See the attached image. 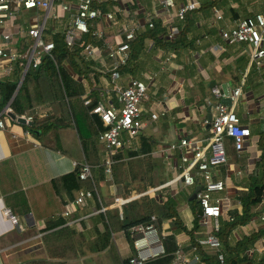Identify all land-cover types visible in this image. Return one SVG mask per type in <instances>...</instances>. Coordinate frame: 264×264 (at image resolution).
Returning <instances> with one entry per match:
<instances>
[{
  "label": "crops",
  "instance_id": "1",
  "mask_svg": "<svg viewBox=\"0 0 264 264\" xmlns=\"http://www.w3.org/2000/svg\"><path fill=\"white\" fill-rule=\"evenodd\" d=\"M68 1L71 6L69 13L64 16L62 14L61 18L55 21L46 18L42 10L27 11L18 13L7 29L10 33H16L19 27L29 29L34 24L43 25L41 39L45 43L52 42L53 36L63 34L71 23L66 20H71L76 6L74 0ZM110 1L107 13L114 12V20L99 19L87 24L88 31L91 29L92 35L101 41V46L86 45L82 54L92 63V69L99 74L102 92L98 103L118 107L114 92L116 87L125 88L131 80L147 85L141 104L144 127L140 135L154 143L151 152L154 162L153 190H148V193L150 199L158 204H163L168 199L175 203V210L184 229L172 227L171 220H168L162 223L161 234L158 235L173 238L176 247L174 253L180 250L187 254L195 245V241L203 237L205 231L200 225V217L197 216L199 208L196 209L195 215L188 204L190 193L186 194L175 180L181 170L179 154L166 151L165 147L176 144L182 137L201 140L207 136L208 121L211 120L214 104L212 89L219 88L222 91L225 87L230 91L242 85V93L234 105V112L240 124L250 130V136L244 142L241 152H236L230 140L225 139L227 163L217 167L214 174L215 179L223 181L225 187L214 196L223 198L227 195L234 202L233 210L239 214L241 207L236 197L246 190L248 176L256 172L255 165L261 156L259 142L264 136V66L256 70L255 66L249 63L248 57L243 53V50L247 49L246 45L230 46L223 52L212 51V47L219 43L218 29L231 27L238 19L247 17L248 12L243 9H247L248 4L243 2L240 5L234 0H227L225 6L218 7L221 8V21H197L196 28L205 27L207 32L201 33L198 49H154L152 41H146L148 48L131 63L133 72L130 73L123 69H114L112 61L107 57L109 48L123 41V28L132 22L139 27L137 32L141 31L147 26L146 20L156 14L158 17L155 19L160 20L167 32L169 27L178 28L175 38L180 33L179 21H175L177 10L185 5L198 8L203 0H173L174 7L168 10L161 6L162 0ZM227 7L236 15L227 12L224 9ZM1 30L0 27V32ZM78 36L80 39L82 34ZM261 46L264 48V42ZM86 47L97 51L91 53ZM24 50L22 47L21 51ZM4 65L5 63L2 66ZM252 66L258 75H255V71L248 74ZM17 69L18 84L26 72ZM113 73L117 74L115 79H112ZM13 74L14 72L10 78L14 77ZM72 77L83 83V96L88 97L90 89L86 81L75 74ZM89 100L87 98L84 104H88ZM51 113V107L43 105L29 110L24 115L43 120ZM153 114L157 116L155 120L150 118ZM26 126L25 123L9 121L4 129H0V264H116L109 248L100 253H86L83 256L70 253L63 258H50L46 254L43 237L48 233L44 230L50 221L63 219L65 225L85 241H90L96 233L103 232V226L97 221L98 212L93 200H89L85 207L77 208L69 217L64 218L62 214L71 199L66 194L56 195L52 189V180L71 173L82 164L88 165L73 121L66 116L58 117L49 124L50 129H46L43 135L39 132L32 134ZM135 143V139L127 142L121 153L126 156L127 149H135ZM88 151L91 152L90 148ZM99 162L103 163V148L99 153ZM122 192L121 185L113 184L111 178L106 176L100 184L102 211L99 213L115 210L120 216L125 202ZM72 196L74 198L76 192ZM117 200H122L120 209L117 207ZM4 209L17 218L18 225L10 223L3 214ZM254 212L257 214L246 224L232 230L233 240L238 241L243 236L264 230V219L261 220L264 218V195ZM111 241L120 260H129L136 256L123 232L112 234ZM256 244L255 247L264 248V236ZM198 252L201 262L206 264L203 260L204 252ZM247 255L252 256L253 253Z\"/></svg>",
  "mask_w": 264,
  "mask_h": 264
},
{
  "label": "trees",
  "instance_id": "2",
  "mask_svg": "<svg viewBox=\"0 0 264 264\" xmlns=\"http://www.w3.org/2000/svg\"><path fill=\"white\" fill-rule=\"evenodd\" d=\"M226 1L203 0L198 8L189 9L184 14L183 19L179 20L180 33L174 39H168L167 28L160 23L159 19H153L151 29L146 26L143 30L135 33L130 42L131 54L129 60L118 69L132 73L131 63L147 50L146 41H152V48L154 49L173 51H177L179 48L198 49V40L202 38L201 33L205 32L207 34V32L205 27L196 28V22L213 21L214 10L219 11L221 8L218 7L225 6ZM234 1L242 5L243 2L253 4L256 0ZM110 4V0H93L92 7L99 9L102 13H107ZM261 6L260 3L259 8ZM224 9L230 12L231 15H236L231 8ZM258 9L251 14L247 13L245 18H250L258 13ZM243 11H246V9H243ZM63 38L61 33L53 36V49L42 56L36 69L29 68L26 71L13 99L19 74L17 70L19 69H15L14 77L0 83V112L10 101L12 113L18 117L35 107L50 106L52 110L50 116L43 120L32 118L29 125L27 124L26 129L34 135L37 132L43 135L46 129H50L49 124L58 117L64 118L66 116L71 119L81 143L84 159L90 167V174L81 180L78 177L80 167H76L71 173L52 180V189L56 195L66 194L71 200L74 192L90 191L92 194L91 201L93 200L95 208L99 210L102 207L100 184L106 179V175L103 163L99 162V153L103 146L98 141V136L106 128L99 117L91 113V110L98 104L102 88L99 86V74L92 69V63L85 59L82 52L86 45L101 46V41L92 35L91 29L82 34L80 40L76 41L71 48L66 47ZM251 71H256L253 66L250 67L248 74ZM73 74L86 81L90 89L88 97L83 96L85 93L84 85L78 79H73ZM87 98L90 100L85 105L84 101ZM135 140V149L133 151L130 148L127 149L126 156L121 152L114 155L110 166L112 183L121 185L123 191L122 197L125 202L122 206L121 215L119 216L115 210L98 213L97 221L103 226V232L96 233L94 239L90 241H85L72 228L66 226L63 219L48 222L44 230L48 233L43 237V246L50 258H63L70 253L79 256L86 253L96 254L109 248L113 253L116 264H129V260H120L111 241L112 234L123 232L133 250L130 230L139 225L151 224L150 218L152 216L155 217L152 224L159 235L161 234L162 223L168 220H171L172 227L178 230L184 229L175 210L174 202L168 199L165 203L158 204L150 199L149 194H146L148 190L153 188L154 162L151 152L154 143L151 139L140 134ZM259 147L261 156L255 165L256 172L248 176L246 190L240 192L236 197V201L241 207V213L232 210L229 213L230 221L227 219L219 221V231L216 236L221 243L224 256L223 264H264V253L259 255V253L254 252L252 256L247 255V251L255 248L257 241L264 236V230L251 233L249 236H243L238 241L232 239V230L246 224L257 214L254 212V208L261 203L264 195V136L260 139ZM88 148L91 152L88 151ZM220 167L222 166L218 168ZM189 203L192 209L194 208L193 212L195 214L198 203L196 201ZM195 219H197L196 216ZM160 241L163 254L149 258L142 264H169L172 261L176 250L173 238L160 236ZM203 260L206 264H219L214 255L203 254Z\"/></svg>",
  "mask_w": 264,
  "mask_h": 264
},
{
  "label": "built area",
  "instance_id": "3",
  "mask_svg": "<svg viewBox=\"0 0 264 264\" xmlns=\"http://www.w3.org/2000/svg\"><path fill=\"white\" fill-rule=\"evenodd\" d=\"M93 0H74L76 10L71 18L69 27L63 33V42L66 47L71 48L76 41H79L80 34L88 32V22L104 19L114 20L113 13H102L99 9L92 7ZM164 10L174 7L173 0H162L160 2ZM263 10L254 14L250 18L238 19L231 27L218 29L219 43L212 47V51L223 52L227 47L236 45H246L249 48L243 50L247 54L249 63L254 65L256 70L264 66V0H261ZM59 8L62 14L69 13L70 2L68 0H0V83L10 78L16 68L26 72L29 68L36 69L41 62L44 54H48L53 49L52 42H43L41 39L43 25H32L29 29L19 27L16 33H10L7 29L10 21H13L18 13L27 11L42 10L46 18L57 20L59 17L54 12ZM191 9L189 5L180 7L175 15L176 20H181L184 14ZM158 16L154 14L147 19L148 28L153 27L152 20ZM222 20L219 11L214 10V23ZM133 21V20H130ZM11 25V24H10ZM135 23L130 22L123 28L124 41L115 47L109 48L107 57L112 61L114 69L125 65L131 54L130 42L138 30ZM178 33V28L169 27L167 37L173 39ZM30 41L31 43H28ZM23 45V46H22ZM82 45V44H81ZM25 48L24 52L21 51ZM91 53L97 49L86 47ZM3 63H5L4 66ZM117 77L112 74V79ZM240 85L237 88L227 91L224 96L219 88L212 89L214 104L212 107V117L209 122L207 136L201 140L182 137L176 144L169 145L166 151H175L179 154L181 170L175 179L182 189L199 185L200 189L196 193V202L201 210L200 225L205 234L195 241V245L189 253L184 254L177 250L174 258L169 264H203L198 250L205 255H214L219 264H223L224 256L221 243L216 234L219 231V221L221 219L231 220L229 213L233 210L234 202L226 195L218 198L215 193L222 192L225 187L221 180L214 177L215 169L221 165H226L227 158L225 153L224 141L229 139L236 152H241L243 144L250 136V130L240 124L239 118L234 112V105L241 96ZM147 85L141 81L131 80L125 88L114 89L117 96L118 107L112 105L105 106L98 103L91 110L92 114L99 117L106 130L98 136V141L103 146V166L104 173L110 177V166L112 157L124 150L125 144L135 139L144 127L142 121L141 104L145 98ZM228 98L230 105L222 102ZM87 104V103H86ZM12 113L10 104H6L0 112V129H4L9 121H16L17 118L24 120L25 124L32 121L30 115L15 116L12 120L9 114ZM13 114V113H12ZM163 115V114H161ZM155 120L157 116L151 115ZM127 139L123 138V135ZM90 174V167L86 164L80 166L79 179L83 180ZM153 189H150L152 191ZM149 192V191H148ZM146 194H150V193ZM90 191H78L76 196L70 200L63 212L64 218L69 217L77 208H83L91 200ZM120 209L122 200L116 201ZM102 210H97L101 212ZM3 214L8 218L12 225H18V220L9 210L4 209ZM264 218L262 217L261 220ZM151 224L146 226H136L130 230L133 249L136 256L129 259V264H142L149 258H154L163 254L161 241L158 232L152 222L155 217L150 218ZM263 253L264 248L255 247L247 253Z\"/></svg>",
  "mask_w": 264,
  "mask_h": 264
},
{
  "label": "water",
  "instance_id": "4",
  "mask_svg": "<svg viewBox=\"0 0 264 264\" xmlns=\"http://www.w3.org/2000/svg\"><path fill=\"white\" fill-rule=\"evenodd\" d=\"M24 76H25V74L22 76V78H21L20 81L18 82L17 87H16V90H15V93H14L12 99L14 98L15 94L17 93V91H18V89H19V87H20V85H21V83H22V81H23ZM222 93H223L224 96L227 95V90H226L225 87H223ZM12 99H11V100H12ZM10 102H11V101H10ZM10 102H9V104H10ZM222 102H223L224 104H226L227 106L230 105V101H229L228 98H224V99L222 100ZM9 117H10L12 120L15 119V115L12 114V113L9 114ZM16 121H17L18 123H22V124L24 123V120L21 119V118H17ZM209 122H210V120L208 121V123H209ZM208 128H209V124H208ZM199 189H200L199 185H196L195 188H194V190L192 191V193L190 194V196H189V198H188L189 201H195V200H196V193H198ZM197 216H198V217H201V210H200V209L197 210Z\"/></svg>",
  "mask_w": 264,
  "mask_h": 264
},
{
  "label": "rangeland",
  "instance_id": "5",
  "mask_svg": "<svg viewBox=\"0 0 264 264\" xmlns=\"http://www.w3.org/2000/svg\"><path fill=\"white\" fill-rule=\"evenodd\" d=\"M261 0H256L253 4H248V6H247V9H246V11L245 12H248L249 14H251L252 12H254V11H256L258 8H259V6H260V2ZM258 7V8H257ZM263 6L261 7V8H259L258 9V11H262L263 9ZM54 12L56 13V15L59 17V18H61V16H62V12L60 11V9L59 8H55V10H54ZM65 14V13H64ZM64 14H63V16H64ZM66 21H71L70 19L69 20H66ZM44 38H46L45 36H44ZM247 54L249 53V48H247ZM247 54H245L246 56H247ZM260 73H261V71H260ZM255 75H258V73L255 71ZM123 138L124 139H127V136L124 134L123 135ZM132 141V140H131ZM194 190V187H188V188H185L184 189V191H185V193L186 194H191V192ZM212 196H214L213 194H212ZM196 201V200H195ZM189 202H191V201H189ZM188 202V204H190ZM191 206V205H190ZM199 208V206L197 207V209ZM193 211H194V208H193ZM196 211V210H195Z\"/></svg>",
  "mask_w": 264,
  "mask_h": 264
}]
</instances>
